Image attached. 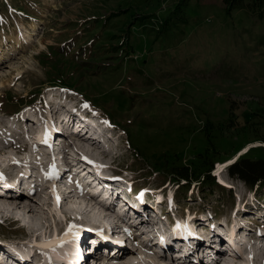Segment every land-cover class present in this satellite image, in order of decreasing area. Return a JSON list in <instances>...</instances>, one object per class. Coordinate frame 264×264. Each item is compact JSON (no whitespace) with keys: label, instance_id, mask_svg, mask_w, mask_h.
Here are the masks:
<instances>
[{"label":"rangeland","instance_id":"obj_1","mask_svg":"<svg viewBox=\"0 0 264 264\" xmlns=\"http://www.w3.org/2000/svg\"><path fill=\"white\" fill-rule=\"evenodd\" d=\"M177 1L0 0V180L14 182L17 170L10 163L29 154L28 148L15 156L7 146L4 115L26 111L39 116L40 106L52 102L50 96L58 91L73 105L75 116L85 115L87 107L112 123L95 150L104 156V174L126 190L130 204L150 208L163 222L162 216L172 213L185 222L197 217L196 233L204 237L213 227L220 242L232 226L252 244L257 232L264 233V192L232 179L230 165L218 173L221 163H214L230 159L247 144L264 143V9L261 17L243 10L228 14L221 0H191L183 13L171 15ZM74 138L68 142L70 152L84 155L77 145L81 138ZM253 145L242 158L264 161V148H254L262 145ZM200 153L232 185L230 192L216 187L202 191L203 178L195 180V172L189 188L181 189L186 195L173 197L172 205L152 200L149 191L154 189L171 202L177 184L184 183L169 177L175 173L171 169L191 166ZM133 181L148 189L138 191ZM52 196L45 187L39 190L30 198L32 210L21 226L0 229V260L34 264L39 243L70 235L54 247L63 252L75 246L73 233L93 238L86 201L66 194L60 204L59 192L53 204ZM83 243L85 238L79 246ZM127 248L135 249L137 261L146 256L145 264L180 263L173 252L162 261L151 250ZM252 252L250 264H264V251ZM125 259L121 264L130 257ZM64 260L70 264L71 256ZM235 261L244 264L242 258Z\"/></svg>","mask_w":264,"mask_h":264},{"label":"trees","instance_id":"obj_2","mask_svg":"<svg viewBox=\"0 0 264 264\" xmlns=\"http://www.w3.org/2000/svg\"><path fill=\"white\" fill-rule=\"evenodd\" d=\"M162 1V0H157ZM191 0H178V3L174 7L171 15L176 13H183V11L188 7ZM228 14L233 11L243 10L250 15H258L261 17V12L264 9V0H221ZM162 24V23H161ZM231 108V107H230ZM232 109V108H231ZM209 147V146H207ZM210 148V147H209ZM212 151V150H211ZM249 152V151H248ZM247 152V153H248ZM195 160V162H194ZM205 153L198 154L192 162L188 163L187 167L172 168L171 171L175 173H170L169 177L177 179L179 182L184 181L187 184L178 185L177 188V198L185 196L186 192L181 190H187L189 188L188 181L195 172L198 173L195 180L203 178L202 183H200V188L202 191L205 189H213L218 187L215 183L214 177L211 176V171L213 169V164L209 163ZM164 168V167H163ZM188 168H191L189 170ZM161 169V168H160ZM229 173L232 177H238L242 180L251 191H262L264 192V161L263 160H250L247 158H241L233 165L229 167ZM163 174V173H161ZM164 175V174H163Z\"/></svg>","mask_w":264,"mask_h":264},{"label":"bare ground","instance_id":"obj_3","mask_svg":"<svg viewBox=\"0 0 264 264\" xmlns=\"http://www.w3.org/2000/svg\"><path fill=\"white\" fill-rule=\"evenodd\" d=\"M9 123H11V122H9ZM11 125V124H10ZM36 133H39L37 130H36ZM28 136V135H27ZM43 138V137H42ZM44 139V138H43ZM80 141V140H79ZM45 142H47V141H45ZM80 142H82V143H90V145H91V147L93 148L94 146H96V147H99V146H102V143L100 142V141H96V140H87V141H85V140H82V141H80ZM80 142H78V146H79V149H80V146L81 145H83L82 143H80ZM106 147V146H105ZM78 148V147H77ZM100 148V147H99ZM40 147L39 146H33V147H30L29 148V154L27 155V157L29 158V160H27V162L28 163H32L34 166H36V167H41L42 166V164L44 165L45 163H46V160L48 159V157H46V156H43L44 154L42 153V151H40ZM83 148H82V146H81V151H83L82 150ZM101 150V149H100ZM245 152L247 153V149L245 148V149H243L240 153L243 155V154H245ZM241 154L239 155V153L235 156V157H233L230 161H227V162H225V163H222V164H220L219 165V167L217 168V172L219 173V172H221L225 167H227L228 165H230L232 162H234V161H236V159H238V157H240L241 156ZM85 155V154H84ZM37 156V158L39 159V162L38 161H36V160H32V158H34V157H36ZM103 162V161H102ZM104 167V166H103ZM61 180H62V178H61ZM52 191H53V196L52 197H54V198H52L53 199V204H55V201L54 200H56V197H57V195H58V193H57V191L58 190H56V186H53L52 185ZM59 188V187H58ZM17 190V184H15V183H10V182H8V181H4V180H0V195H3V196H6V197H17L18 195H17V193H19V191H16ZM64 190V189H63ZM70 192H69V194H67L68 196H70ZM61 199H59V202H60V204H63L67 199H68V197L64 194V193H61ZM73 196V195H72ZM80 199V198H79ZM83 198H81V200H82ZM58 200V199H57ZM83 201L85 202L86 200L85 199H83ZM68 202V201H67ZM80 203V202H79ZM17 205L15 206V207H12L11 208V211H6V212H11V213H13V214H15L16 216H20V213H22L23 212V209H21V207H20V204L19 203H16ZM56 204H57V201H56ZM86 204V203H85ZM57 206V205H56ZM66 206V205H65ZM85 210H86V207H85ZM0 211H1V209H0ZM141 212V211H140ZM141 214V216L144 218V215L142 214V213H140ZM26 217V214H25V212L21 215V219H24ZM146 220V219H145ZM151 220L152 221H157L158 220V217H157V215L156 216H152L151 217ZM69 231V230H68ZM192 231H193V229H192ZM73 233V232H72ZM66 234H67V232H66ZM69 234V233H68ZM93 234V233H92ZM262 235V234H261ZM92 236V235H91ZM71 236L70 235H64V236H62L60 239H58L57 237H55L54 239H52V240H49V241H47V242H43V243H39L38 244V246L42 249V250H45V252H47V255L45 256V259H44V261H43V263L42 264H45V262L48 260V262H50V257H53V259H57V260H60V259H62V260H64V259H67V258H69L70 257V255H72V254H74V252H75V250H73L74 248H71V246L69 247V248H66L65 250H63V252H60V247H59V249H54V247L55 246H57L59 243H60V241H67L69 238H70ZM73 237H76V234L75 233H73ZM69 243H70V241H69ZM73 243V242H72ZM73 246V245H72ZM210 246V245H209ZM47 250V251H46ZM133 250V249H132ZM129 251L128 250V248L126 249V248H123V249H117V250H115V253L112 255V256H108V258H111L110 260V262H112V261H115V262H113V263H110V264H121V261L123 262V260L126 258V257H130V260H128V261H126L127 262V264H134V262L136 261L137 263L136 264H145V262L147 261V259H146V256H144L143 257V259H144V261H137V260H139L140 258L138 257H135V255H134V253H133V251ZM130 253H129V252ZM221 251V250H220ZM116 254H118V255H120L121 257L120 258H118L117 260H114V259H112V257L114 256V255H116ZM252 255H253V252H252V250H251V257H252ZM123 256V257H122ZM160 256L163 258L162 259V261H165L166 260V258H165V256H166V254L165 253H161L160 254ZM142 257V256H141ZM126 260V259H125ZM133 260H134V262H133ZM167 261V260H166ZM249 261H251V260H249ZM231 262L233 263L234 262V260H231ZM167 264H172V262H166ZM166 263H164V264H166ZM180 264H185V261H180Z\"/></svg>","mask_w":264,"mask_h":264}]
</instances>
